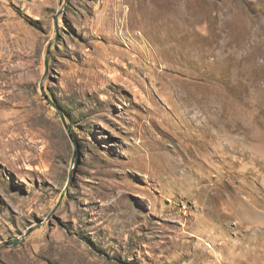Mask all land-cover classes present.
Masks as SVG:
<instances>
[{"label": "rangeland", "instance_id": "rangeland-1", "mask_svg": "<svg viewBox=\"0 0 264 264\" xmlns=\"http://www.w3.org/2000/svg\"><path fill=\"white\" fill-rule=\"evenodd\" d=\"M0 264H264V0H0Z\"/></svg>", "mask_w": 264, "mask_h": 264}]
</instances>
